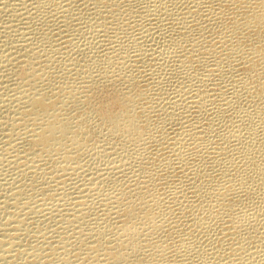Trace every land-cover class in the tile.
Listing matches in <instances>:
<instances>
[{
	"label": "bare ground",
	"instance_id": "obj_1",
	"mask_svg": "<svg viewBox=\"0 0 264 264\" xmlns=\"http://www.w3.org/2000/svg\"><path fill=\"white\" fill-rule=\"evenodd\" d=\"M110 1H113V0H109L108 3ZM121 1H123V0H121ZM126 1L127 0H125L123 3H125ZM148 1H150V0H148ZM164 1L165 2H163V0H154V1L148 2V5H149V3L153 4V2L155 3V5L153 4V6H154L153 8H150V9L149 8L148 9L146 8L147 11H144L145 15H147L148 17L150 16L151 18L153 16H156L157 17V16L160 15L159 13H162L163 14L162 11H165L166 7H170V6L171 7H174L176 5L175 4L174 6L173 5H169L168 6V3H170L168 1H170V0H167V1L164 0ZM187 1L188 0H185V1L184 0L183 1L180 0V2H177V0H176V2L179 3V5L184 4V7L183 8L181 6L180 7L178 6L179 8H182V10H184V11H181V14L178 15V10L180 12V9L178 8L177 9V12H176L177 15L174 16V15H172V12H170V11L176 10L175 7H174L173 10L168 8L170 10L168 12L171 13V14L167 13L168 17L170 15L171 18H172V16H174L175 18H177V16H178V17H181V18H184L185 17V19L186 18L187 19H190L193 16H196L197 17L198 14L201 13V15L203 16V18H205V20H209L210 22L213 21V23L215 22V24H216L215 26L216 27L218 26L217 28H219L218 30L220 31L219 34L217 33L218 38L217 39H214L215 38L214 35H211L214 38L212 37L213 40L211 38V42L209 43L211 45L209 47H208V45H206L207 46L206 50H202V49L205 48L202 45L200 47L198 45L199 48L195 44H193V45L190 44L191 47H190V45H188V47H186V46H184L185 45L184 44L185 42H183L184 45L183 44L181 45L182 42H181L180 37H183L184 40H185V38H187V39H189V37L191 38V36H189L188 34L191 35L192 32H194L195 30H197L198 27H196V28H194V27L199 22V21H197V19L198 20H201V19H199L200 17H197V19L195 20V21H197V23L195 22V25L192 22L195 17H193L191 19V22H188V20H186L187 21V24L188 23L189 24L190 23L193 24V25L190 24L191 26L189 25L190 26L189 28L191 29V33L188 32L189 30H187V32L185 31L186 28L183 27L185 25L182 26L184 30L182 29L183 31H181V32H180L181 27L178 28L179 29L178 30L177 29L178 26H177L176 29H177V31L180 32L177 36H180V37L179 38L178 37L177 38L175 37L176 39L175 38L173 39L175 33H177V32L176 31H173L171 29V28L174 29V27H172V25H171V28L170 27L169 28L173 31L172 32L170 30L172 33H174V35L172 33L170 34V32L168 31L169 36H168V33H165V31H164L167 28L165 29V27L164 26L162 27V25H161V27L164 28V30L161 29L159 31L160 33L159 32L157 33L158 39L162 41L161 43H163L165 41L167 44H165V46H163L164 47L163 50L158 49V50L161 51V52L159 51L160 52V55H159L158 51H156L160 57L156 58V56H155L156 53H154V55L152 53H150L152 56L155 57L154 58V57H152L150 55L152 58H154V60H152V61H154V65L156 63V65H155L156 67L155 68H157V67L162 68V69H160V70H162V74H165L166 75V74H168V73H166V71L163 73L164 66L168 65L169 63L175 62L176 64H178V70L176 69L177 67L175 65H174V67H176V68H174V70L176 69L177 71H179V69H180L181 70L180 72L185 71L186 73H188L190 70L194 71L193 74L194 73L195 74L194 75L192 74L193 77H191V78H195V80H197L196 82L198 84L202 81V79L199 78L202 75L205 77V79L203 78L204 79V83H205V81H209L210 83H212V81L213 82H216L217 80L218 81L219 80L221 81L223 79V72H224L223 71V68H222V66L224 65V63H223L224 60L223 59H226L223 56L224 53H225V56L227 58L228 57L230 58L233 55L234 56L233 57V60L230 58V60H232L233 63L230 60L229 61L231 63L230 62L229 63L230 64H233L232 67H234L236 69V71H237L235 73H240V74H238L239 76L237 77L238 78L237 79L238 82H236V76L235 77L234 76H231V75H233L231 73L234 71L232 68H231L232 70L229 69V71H232L229 75L231 77H234V79H235V81H233L234 80L233 79L232 82H235V84L236 83L238 84L240 82L244 86L243 87V90L245 89V91H246L245 93L246 94L244 93L245 96L243 98H245V97L247 98V96H248L250 99H252L250 101L251 104L249 103L251 105V107L248 105L251 108V110L249 108V109H245V110L241 111V109H240L239 106H237L239 108L238 110L235 109V108H233L234 107L233 106L234 102H236V104L238 102L240 103L241 98H242V95H241V98L239 97L240 94H239V96H236V94H238L237 93L238 91H236V89H235V91H236L235 92L234 90H232L230 88L231 91H232V95L234 94L233 95V100H230V98H229L230 95H229V93L227 91L226 92L228 93L229 97L228 96H226V97H228L229 100L227 98H224L223 97L224 92H225L223 90V88L225 87V85L227 86V84H225L226 82L225 83L224 82H221V83L224 84V87H222L220 84L215 83L214 84V88H213V85L211 84L210 87H212L213 89H211L210 87L207 88V86H205L206 89L204 90L199 85L196 88L194 86V90L196 89L194 91L195 92L194 94H193V91L191 90L192 88H190V90L192 91L191 93L193 94L192 95L193 97L192 96L191 97L189 96V99H190L189 101H188V99H186V98H188V96H186L185 89H183L182 91L185 94L184 96H186V98L184 96H182V93L180 92L181 90H179V92L181 93V95H180V93H175V94L174 93H170V94H172V96L174 94L175 97H178L177 94H179L181 96V98L182 97L185 98L188 102L186 100L184 101L183 98L182 99L180 98L181 99V102H180L178 100L179 98H175L174 96H173L174 99H170L171 100L170 101L171 106L169 107L170 108L169 112L167 110V112L165 113V115H166L165 120H166L167 123H169L171 125V127H173V129L171 128V130H173V131L171 133L172 136H169L168 137V135H170V134H168V131L165 129L166 126L163 127L164 125H162V122L159 123L158 125L157 124L155 125L154 124L155 119H154V122H153V118H155V115H153V114H155V112L157 110H160V109H161L160 111H162L164 109L166 110V107L165 106H167L168 104L166 105L165 103H163L164 100H162L163 102L160 100L158 102H153V103H152V101L148 100L152 96L154 98V95L157 93L156 90L159 91L161 89V86H160V89H159V87L158 88H155L154 87L155 88L154 91H156V93H154L153 90H150V89H153V88H151V86H157L160 81L159 82L157 81L156 82L157 84H154L153 85L154 82L150 80L153 83L151 85L148 84V86H147V83L145 84L144 82H142V83L145 84L146 87H148V89L149 88L150 89L149 90L146 89L147 91H144L143 90L144 92L143 91L142 92H140V91L133 92L132 90L135 87H137L138 85H140V83L137 85V82H139L141 80V78H139L140 80L138 81V78L137 77L134 78V75L130 76L129 74H127V76H126L127 80L125 79V76H124V79L125 80H123V78H122L123 83L126 84V82H127V86H129L127 88V90H124L123 92H120L119 90H116L117 91L116 92L115 91L116 86H115L114 89L111 87L114 90V91L112 90V92L113 93L115 92L113 94L114 96H112V101L113 102L112 101H108L109 99H107V101H106V103L109 102V104H110V102H112L113 103L112 106L116 104L119 107V111H116L115 110V112H112V114L108 113L109 115L107 116V119H105V120H104V117H103V119L100 120L102 122H99V127L98 128H100V129L103 128L104 130L108 131L109 133L112 134V137H113V135L114 136L116 135V137H117V135L119 136V134H121L127 140H128V138L129 139L130 138H136V139L138 138L139 141H140V142L137 141V143L139 144L138 146L141 147L140 146V143H141L142 146H145V148H148L146 146H150L149 147V150L150 151L153 150L154 149L153 147L156 146L155 148H157L156 150H158V151L155 152V153H157L158 155H157V157L155 155H153L155 157V158L153 157V159L150 158V157H152L151 156V153L154 154L153 153L154 150L152 152H150V151H146L144 149V147H142L144 150L140 152V154L143 153L144 151H146L147 153L149 152L150 157L146 156V159H149L150 158V160H153V161L149 162L148 164L156 165V167L158 168L157 171H155V173L148 172V174L144 175V176H148L147 179L145 177V179L147 181L144 179V184H146L144 188L146 189L148 187L149 183H151V182L154 183V182H158V181H164V179H165L166 176H168V179H170V176H171V178H173V176H174V177L177 178V180L175 181L173 179L174 181H172V184L170 182V184L173 185L175 182H177L175 184L176 186L173 185L174 187H176L174 189L175 192H172L173 194L174 193H176V194L175 195L170 194L169 192H170V189L171 188L169 189L168 186H171V185L170 184L167 185V187H168L167 190H169V192H168L169 194L167 196H169V195L170 196H174V197H171V199H170V201L171 200L172 201L171 202L168 201V202H170V204H171L173 202V200H174V203H175V201H180L181 200L182 203H184V202L190 203L189 205H190V208L191 209L188 208V206H186L188 209H185L184 204L183 205L180 204L181 205L180 206L181 208L178 205L179 208H178V211L176 213L177 214L176 220H174V222L172 224L173 227H175L177 229L179 228L180 232L184 236V239L186 237L187 240L190 241L189 245H184L185 243L183 242L182 244L180 243L179 246H176L175 245L176 248L174 246L172 247L173 244H177L178 243V240H177L178 237H177V239H175V241L177 240V242L174 241L175 243L172 242V245L170 244L171 245V247H170L171 249L172 248H175V250L173 249V251H172L171 249H167L164 244L162 245V244L157 243V242H153L155 244H153V243L151 244V242H150V246H149V249L148 250L151 249L155 253L153 254V256H151V255H148V256H151V257L156 256L154 258H157V259L160 258L159 260H162V259L166 258V256L171 255L173 253L171 255L172 258L176 257V259H177L179 257L181 259L180 261H182L181 264H194L193 261L195 260V257H198V258L200 257L199 258L200 264H207L208 261L210 262L211 260H213V263L212 264H264V0H208V1L206 0L207 2H203V3H201L202 2L201 0H197V2L195 0H193V1H190L189 0V3L192 4V6H190V8L188 6L191 5V4H189ZM40 2H42V1H40ZM114 2H115V0H114ZM135 2L137 3L136 0H135ZM142 2H143V0L140 3L142 4ZM146 2H147V0H146ZM172 2H173V0H172ZM23 3H25V2H23ZM110 3H111V8L112 9L113 8L116 9L117 6L119 8V5L121 4L120 3L118 5V3H113V2H110ZM123 3L121 5H123ZM126 3H128V1ZM126 3L124 5H127ZM140 3H137V6ZM187 3L189 4L188 6H187ZM43 4H44V2H43ZM129 4L132 5V2L130 1ZM173 4H174V2H173ZM203 5H205L207 7V9H204L206 7H203L202 8ZM40 6H42V4ZM146 6H147V4H146ZM149 6H147V7H149ZM107 7L109 8V6H107ZM5 8H7V7H5ZM37 9H39V12L41 11V13H42V11H43L42 9H44V7L43 8H41V7L40 8H36V10ZM142 9H143V7H142ZM142 9H140L141 10L140 13H141L142 16H145L144 14H142ZM168 9H166V11ZM0 10H1V8H0ZM132 10H134V9H132ZM120 11H121V9H120ZM131 13H134V11L133 12L131 11ZM129 14H130V12H129ZM162 14H161V16H162ZM165 14L163 15V17L165 16ZM13 15H11V16H13ZM133 15H135V14H133ZM167 15L165 17H167ZM137 17H139V16H137ZM146 17H145V19H146ZM150 17H149V19H150ZM156 17H154V19ZM97 18H99V17H97ZM159 18H160V16H159ZM175 18H173L172 21L168 19L170 22H173V23L167 22L168 20H166V21L163 20L165 22V26H166L167 23H168L167 25H169V26H170V24L175 25L174 24V23H176ZM181 18H179L180 19L179 22H182L181 24L186 23V22H183L184 20L181 21ZM179 19H177V21ZM174 20H175V22H174ZM134 21H135V19H134ZM203 21H204V19H203ZM203 21L201 20V23ZM209 21H208V23H210ZM66 22L67 21H65V23ZM131 22H132V20H131ZM152 22H153V19H152ZM204 23L206 24V22H204ZM204 23H203L202 26H204ZM213 23H211L209 26H211ZM110 24H112V23H110ZM160 24H162V23L160 22ZM123 25H125V24H123ZM137 25H139V24H137ZM197 25L200 26L201 24H197ZM206 26L204 27V30H202L203 29L202 27H201L202 29L201 28L199 29V30H202L203 31V32L201 31L202 34H204V31L207 30V29H208L207 31H210V28L211 27H208L207 26V28H206ZM213 26H214V24L212 25V27ZM186 27H187V25H186ZM216 27L215 28H212V29H215L216 30ZM142 29H143V27H142ZM153 29H155V28H153ZM193 29H195V30L192 31ZM146 30L149 32L148 28ZM147 31H145L146 33H143L144 31L141 32V41H142V37L143 36L144 37H147V36H145V34L148 35ZM151 31H152V29H151ZM138 32L140 33V31H138ZM24 33H22V34L24 35ZM142 33L144 35H142ZM22 34H21V36H22ZM195 34H198V33L195 31ZM195 34L193 33L192 35H195ZM200 34L201 33L199 32L198 35H195L196 36L195 38H197V36H199ZM212 34H213V32H212ZM154 35H155V33H154ZM171 35H173V36L171 37ZM205 35H206V33H205ZM26 36H28V35H26ZM139 36H140V34H139ZM202 37L204 38L205 36L203 35ZM207 37L209 38V36H207ZM152 38H153V34H152ZM19 39H20V37H19ZM19 39H17V40H19ZM23 39H22V41H24ZM163 39H164V41H163ZM187 39L185 41H187ZM191 39H194V37L191 38ZM199 39H200V37H198V40ZM10 40H11V38H10ZM184 40H182V41H184ZM154 41H155V39H154ZM193 41L195 42L196 39H194ZM193 41L191 40V41L187 42V44L190 43V42H193ZM200 41L199 42L196 41L195 43L198 42V44H200V43L203 44L205 40L202 41L203 43L200 42ZM208 41H210V39L207 40L205 43H207ZM19 42H20V40H19ZM16 43H17V45L19 44L18 41ZM24 44L27 45L28 43L26 44V42H25ZM23 45H22V47H23ZM4 46L5 45H3L2 47H4ZM14 46L11 47V48H9V47L8 48L7 47L6 48H2L3 50L6 51V53L4 52L3 55L0 54L1 56H3V60H5V61H3L1 59L2 62L3 63L6 62L5 64H8V62L10 61L9 62V64H10L13 58H14V60L15 59H19V58H22V61H23V59H24V61L27 60V66L28 67L27 66H23V67H25L28 70H30V72H27V75L30 74L29 75L30 77H32L31 75L34 76V74H35V71L34 70L35 69L39 70L38 69L39 68L38 67V64L39 63H37L36 61H37V59H39V57H41L40 56L41 52H39V50L37 52L35 50V48H33V47H32V49H30L31 47L29 48L28 45H27L24 48H29L30 50L27 49L28 52H25L26 50L25 51L22 50L24 52L23 53V52H20L21 51L20 49H18L19 51H17V47L16 46L14 47ZM201 47H203V48H201ZM144 48H145V46H144ZM198 49H200V50H198ZM0 50H1V48H0ZM216 50H220L219 52H221L223 54L222 55L223 56L222 59L220 57L221 55H219L220 58L218 56H216V58L218 57L217 61L219 60V63L220 64H218V62L215 60L216 59L215 57L211 56V55H213V51H215L214 53H216ZM152 52H154V51H152ZM219 52H217V54H221ZM139 54L140 55L137 54V56H135V54H134V56H135V60L134 61L135 62L138 61V58L142 57L141 56V52ZM217 54H215V55H217ZM42 56H44L43 53H42ZM205 56H207V57L210 56V57H209V59H207V57H205ZM108 58H110V57H108ZM127 58H125V59H127ZM210 58H213V59L215 58L214 59L215 62L213 63V61H211ZM47 60L50 62L52 60V57L49 58V59L46 58L45 61H44V62H46V64H49V62L47 63ZM140 60H141V58H140ZM208 60H209L210 63L212 62V64H209V66H208V63H209ZM16 61H18V60H16ZM18 62H16V63H18ZM109 62L111 63V61H109ZM135 62H134V65H136ZM143 63H147V62H143ZM222 63H223V65H222ZM148 64H151V63L148 62ZM227 64H228V59H227ZM12 65H17V64H14L13 63ZM111 65H114V64L111 63ZM134 65H132V66L134 67ZM157 65H159V66H157ZM220 65H222V66H220ZM140 66H142V65H140ZM36 67H38V68H36ZM94 67H95V65H94ZM107 67H110V65L107 66ZM167 67H168V69L170 68V66H166V68H165L166 70H167ZM230 67H231V65H230ZM104 69H103V71H104ZM171 69L173 70V67H171L170 70ZM224 69L225 70H228V67H227V69L226 68H224ZM31 70L34 71V72H32V74H31ZM86 70H87V68H86ZM99 70H101V69H99ZM170 70H168V71H170ZM12 71H14V70H12ZM44 71H45V69H44ZM82 71H81V73H82ZM106 71H107V68H106ZM192 71H190V73H192ZM172 72L174 74V71H172ZM203 72L205 74H202ZM14 73H16V72H14ZM71 73L69 72V74H71ZM117 73H118V71H117ZM149 73H151V72H149ZM186 73H184V74H186ZM8 74H11V73L9 72ZM41 74H44V72L41 73ZM41 74H39V75H41ZM65 74H67V73H65ZM79 74H76V75H79ZM86 74H88L89 76H87ZM86 74H85V80L82 81V82L88 84L89 86L90 85L91 86L92 85H96V83L98 85V82H97V80H96V78H95L94 75H93L94 76V78H93L92 74H91V77H90V74L89 73H86ZM162 74L160 76H163ZM224 74H226V73L224 72ZM39 75H38V78L40 79V81L42 80L41 81V84L44 81L43 83H45V87L44 86H43V88L40 87L41 86L39 84L40 81L39 80L38 81H35V80H37L35 78V76L32 77V78H28V82L31 79V81L29 82V85L31 84L30 87H31L32 90L29 89L30 91H25V92L21 93V95L18 96L17 99H16L18 102L21 103L23 109H25V111H27V114L30 116L29 119L32 120V121H30L31 122V129L30 130H31L32 140L29 141V143H30V146L29 147L33 150V147L36 146V148H37V145L38 146L39 145H42V146H44V149H42V150H45V151H47L49 153H51V152L54 153V151L59 150V151H57L59 153L58 155H60V154L62 155L63 154V155H68V157H70L69 155H72V154H64L65 152L66 153H70V152H68L67 149H66L67 151H64L63 150V149L66 148V146H69V148L71 147L72 148L71 151L74 148H75V150L77 149L76 151H82L85 148H86L85 150L88 151L91 148V146H90L89 143H91V141L92 142H95L93 140L95 139L94 137L97 135L95 133L97 128L95 129V127L92 126V125H95V124H92L93 123L92 122V118L90 119V116L87 115V114L82 115L81 112L82 113H84V112L89 113L88 112V109L85 110V108H86L85 106L87 104L85 103L86 105L83 106L84 105V101L86 99H89L90 98V96H91L90 94L93 95V94H96V92L95 93H92L94 91H92L91 93L90 92H87V94L89 93L88 95H90L89 98L88 97H84V96H88V95H85V93H86L85 92L84 95L82 96L84 98L82 99V97L80 96V98L82 99V100H80V98L78 96H79V93H81L82 91H80L81 89L79 87H76V86H71V87L70 86H68V87H66V86L63 87L62 86V87H60L61 85H59V84L57 85L58 86L57 87V86H55L56 84L54 85V83H52L53 81L50 78V76L47 77V74H46V79H45V77H44L45 74H44V76L41 75L40 77H39ZM154 75H155V73H154ZM170 75H172V73H170L169 76ZM182 75H183L182 73L181 74L179 73V75H177V76L180 77ZM83 76H84V74H83ZM86 76H87V78H86ZM139 77H141V75ZM144 77H142V79ZM184 77L186 78V76H184ZM229 77H228V79H229ZM185 78H184V80L183 79H180V81L181 80L185 81ZM211 78H216L217 80L216 81H214V79L210 80ZM224 78H225V80H227L226 77H224ZM163 79L161 81H163ZM165 79H167V78H165ZM173 79L174 80H177V78L176 79L173 78ZM114 80H116V77L114 78ZM169 80H170V78L168 79V81ZM171 80H172V78H171ZM9 81H11V80H9ZM119 81H121V78H120ZM147 81L145 80V82H147ZM164 81L167 82V80H164ZM68 82L69 81H67V83ZM99 82H101V81H99ZM107 82H109V81H107ZM151 82H148V83H151ZM166 82L165 83L163 82V83L166 85ZM189 82L190 81L188 80L187 83L189 84ZM193 82H190V84L193 83ZM32 83H34V84L37 83V86L35 85V87L33 86L34 88H32V85H34ZM62 83L64 84V82H62ZM112 83H114V82H112ZM174 83L175 82H173L171 84H174ZM197 83L194 82L193 84L195 85ZM23 84H24V82H23ZM144 84H143V86H144ZM161 84H162V82H161ZM164 84H162V86ZM193 84H191V85H193ZM205 84L207 85V83H205ZM228 84H229V82H228ZM230 84H231V79H230ZM26 85H27V87H25V89L28 88V86H29L28 83ZM101 85L104 86L103 89H101L102 87L101 88L100 87L95 88L96 86L92 87V89L93 88H94L93 90L99 89L100 92L102 91L103 93H105L104 92L105 90L107 91L110 86H113V85H111V83H109L107 85H105V83H104V85L103 84H101ZM114 85H116V84H114ZM182 85L183 86L185 85V88H186V84H183V82H181V86ZM202 85H204V84L202 83ZM231 85H233V84H231ZM140 86H142V84ZM174 86L177 87L178 85H174ZM181 86H180V88H181ZM228 86L230 87V85H228ZM236 86L237 85H235V88H238ZM80 87L82 88V86H80ZM176 87H174V89ZM189 87H190V85H189ZM189 87L187 86L186 89H188ZM239 87H242V86L239 85ZM164 88H167V87H165V86L162 87L163 91H164ZM177 88L175 90H178ZM182 88H184V87H182ZM209 88L211 90H208V92H207V89H209ZM122 89H123V87H122ZM174 89H172V90H174ZM227 89L228 88L226 87V90ZM67 90L70 91V92L68 93ZM83 90H86V89H83ZM64 91L66 92V94L68 93V97H70V100L73 99L72 97H74V99H75L76 98L75 96H77L79 98V99L76 98V101L77 102L84 100L82 102L83 105H81L80 103H78L79 105H81L80 108L83 109L85 107L83 109V111H79L80 110V109L78 110L79 107H75V108H77V110L79 112L77 110H75L74 108L71 109L75 105L74 103L76 101L73 103L74 105H72V106H71V104L70 105H67L69 103L68 102L67 103L65 102V98H67V96L65 95V92ZM90 91H91V88H90ZM110 91H111V89H110ZM151 91H153L154 95H153V93H150ZM163 91H161V92H163ZM210 91H211V94L209 93ZM233 91H234V93H233ZM97 92H98L97 95H94V97L95 96H98V94L100 93L99 91H97ZM107 92H109V91H107ZM165 92L166 91H164V93ZM62 93H64V95L66 96L65 98L63 97L64 95H62ZM110 93L111 92H109V94L108 93L107 94L110 95ZM158 93H160V92H158ZM164 93H163L162 96L159 95L161 97L160 99H162V97L166 95V93L165 94ZM188 93H187V95H188ZM151 94H152V96H151ZM148 95H150L151 97L150 96L147 97ZM169 95H168V97H169ZM60 96H62L61 99L62 98L64 99V100L62 99L61 103H60V100H61L60 99ZM105 96H107V95H105ZM94 97H91V99L94 98ZM103 97H104V95L101 98H103ZM156 97H158V95ZM91 99H89V100H91ZM105 99H106V97H105ZM164 99H165V97H164ZM166 99H167V97H166ZM66 100L68 101V99H66ZM155 100H159V97L156 98ZM155 100H153V101H155ZM244 100H245V102L248 101L246 99H244ZM69 102H72V101H69ZM89 102L90 101H88V104H89ZM182 102L183 103L184 102H187L188 105L191 104L190 105L191 107L194 106L195 112L193 113V115L196 113L195 114L196 116L194 115L195 117L193 119L190 118L191 116L189 117V115H190L189 113L191 112L190 111V109H191L190 106L187 107V108H190V109L186 113H182V114H179V112H178V114L175 113L177 110H179V109L182 108L181 107ZM241 102L243 103V101H241ZM159 103H160V107L157 108L156 106L159 105ZM166 103H167V101H166ZM187 103H185V104H187ZM19 104H18V107H17L18 109L21 107V106H19ZM163 104H165V106H164L165 108L163 107ZM246 104H248V103H246ZM65 105H67V106H65ZM90 106H92V104ZM243 106H245V105H243ZM22 107H21V109H22ZM179 107H181V108H179ZM87 108H88V106H87ZM230 108L233 109L234 110V113H236V114L235 115H231L230 117L228 116V118H227L226 117V113H227V110L229 111ZM70 109H71V111H70ZM92 109H93V107H92ZM73 110H75V111H73ZM183 110H187V109H182V111ZM239 110L242 113H240ZM192 111H194V110H192ZM225 111H226V113H225ZM74 112H76V113L74 114ZM71 113H73V114H71ZM93 113H95V111H93ZM234 113H232V114H234ZM98 114H99V110H97V117H98ZM184 114H186V115H184ZM61 115H64V116L62 117ZM86 115L89 116V118H87ZM94 115L96 116V113ZM99 115L101 116V114H99ZM160 115H162V114H160ZM160 115H159V117L157 115V118H160ZM162 116H164V112H163V115ZM220 116H221V118H223V120H221ZM159 121H160V119H159ZM170 125H169V127H170ZM27 127H30L29 122L27 124ZM167 129H169V128L167 127ZM169 131H170V129H169ZM99 132H100V130H99ZM25 133H27V132H25ZM97 133H98V131H97ZM104 134L105 135H103V136H107L106 133H104ZM111 134H110V136H111ZM107 137H109V136H107ZM92 147H93V145H92ZM151 147L153 149H151ZM142 148H141V150H142ZM61 150L64 151V152L62 153ZM75 150H73V151H75ZM34 152H37V150L34 151ZM146 152H145V155L147 154ZM75 153H78V152H75ZM52 154H50V156H49L50 158L53 156ZM58 155L56 157H58ZM60 157L62 158V156H60ZM45 158H48V157H46V155H45ZM58 158H56V159H58ZM65 158H66V156H65ZM65 158L63 160H66ZM144 159H145V157H144ZM49 160H51V159H49ZM137 160H139V159H137ZM141 160L142 159H140V162H141ZM67 161H64V162H67ZM153 163H155V164H153ZM148 164H146V165H148ZM143 166H145V163L143 164ZM138 167H140V166H138ZM143 171H146V170L144 169ZM148 171H150V170H148ZM22 176H23V174H22ZM156 178H158L159 180L158 181H155ZM23 179H25V177H23ZM142 179L143 178H141V181H142ZM19 182H21V181H19ZM165 183H164V185L166 187V184ZM137 184L138 183L134 184V185H136V186H134L135 189L137 188V186H140L141 187L143 183H140L141 185H139V184L137 185ZM155 184H157V183H154L153 187L156 186ZM159 184H157V187H158ZM159 187H160V185H159ZM134 188H133V190H134ZM151 188L149 187V189L147 188V190L149 191ZM162 188L163 187L161 186V189ZM140 189L143 190L142 188H140ZM154 189H155V187H154ZM138 190H139V188H138ZM151 190H153V189H151ZM155 190H157V188ZM178 190H179V192H178ZM79 191H80V189H79ZM159 191H162V190L159 189ZM166 191H163L164 194L167 193ZM17 193H19V192H17ZM156 193H157V191H155L154 194H156ZM120 194H121V192H120ZM126 194H127V192H126ZM5 196H6V194H5ZM129 196L131 197L130 194H129ZM170 196H169V198H170ZM152 197H151L152 198L151 201H147V200H144L142 198L140 199L142 201L144 200L143 202L147 201V203L146 202L145 203L142 202V204H141V214H138V215H141V216L144 214V213H142V209H143V211H147V212H145L147 215L145 216V214H144V217L145 218L147 217L146 219L149 220L150 226H149V223H148V225L144 224V223H147L148 222V221L145 222L144 221L145 220L144 218H142L143 219L142 221L140 219H138V217H141V216H138L136 214V213L140 212V211L136 212L137 211L136 208H137L138 204L140 203V201H137V198H136V200H134V201L135 202L137 201V203L139 202L137 204V203H134L131 200L130 201L129 200L127 201L128 197L127 198H124V199H126L125 200V203L127 202V205L123 204L124 205L123 210H121L122 209L121 208L120 210H116L115 213L113 211L112 212V215H111V216H113V213H114L115 214L114 216H116L114 218H117L118 219L117 221L120 224L119 226L117 225L118 226L117 227L118 229L116 228L117 229V232L115 233L116 234V236H115L116 239L115 238L112 239L113 242H108L107 243L106 241L104 242V239H101V238H103V236L101 237V234H102L101 232L105 228V227L103 228V226H102L103 230L100 233H99L100 230L97 228V230H99V231H97L98 232L97 235H93V233H94L93 230L94 229L93 230H88L89 233L85 234L88 231L84 232L82 230V227L84 228V226H82V224H81L82 222L81 221H83V220H81L80 221L81 223L79 222L81 224V226H82L80 230H82L84 233L81 231L82 234L81 233L79 234V232L76 231V232H78L79 240H81L80 237L83 238V236L85 237L87 235L89 237L87 236L85 240H87V238H89L91 240H89V242H87V241L85 242V240H81L82 242L80 241L81 242L79 244L80 247L81 246H84V245L86 246V249L84 248V252H82L83 250L81 249L82 250L81 251L82 253L81 254L79 253L80 255H82V257H84L83 259H82L81 256H80L81 258H78V260L79 259L80 260L81 259L83 260V261L81 260L82 262L80 261V264H100L99 261H101L102 258H104L105 260L103 259V261L104 262L106 261V263H108V264H125V263H128L129 262L128 260H132V262H133V259L134 258L133 259H130L131 257H139V256H141V253L144 255V252H145V251L144 252H141L142 249L146 247V246L143 247V245L146 244V242L144 244H141V242H143V241H141L142 239H140L142 234H143L142 236H144V235H147L148 232H149L150 235L156 233L157 236H158V233H160L159 230L161 232H163V235L165 233L164 232L165 229H166V232H169V230H172L173 228L170 229L171 228L170 227V224L171 223L170 222H169V224H165V223L167 222L166 219H168L169 215H170V217L172 216L171 213H174L173 215H175V211L177 209L174 208V207H176V203L174 204V206L172 205V207H171L170 204L167 203V200H169V198L168 199L166 198L167 199L166 202H164L165 200L163 201L164 204L162 203L161 206L162 205H166L165 203H167V206H170V208L168 210L171 211L170 213L166 212L168 214L165 213V215H166L167 218L165 217L166 219H163L164 220V222H163V220L160 219L161 218L160 216H162L164 218L165 215H161L162 212L160 213L158 211V208L160 207V208L163 209V207H165V206H162L161 207L160 205H158V203H159V200L157 199L158 197H155L156 200L154 199V195ZM162 200H161V202H162ZM92 202L93 201H91V203ZM122 202L124 203V201H122ZM122 202L119 201V203H121L120 205H122ZM136 204H137V206H136ZM185 205H188V204H185ZM119 206H118V209H119ZM122 206H120V207H122ZM125 206H126V208H125ZM138 207H139L138 209H140V206H138ZM87 208H88V206H87ZM167 208H164L165 209L164 212L166 211ZM193 208H194L195 211L192 210ZM150 209H152V211ZM162 209H160V211ZM75 210H77V209H75ZM190 211H191V214H190ZM193 211L196 212V213H194ZM83 212H84V210H83ZM87 212H88V210H87ZM188 212H189V216L187 215ZM192 212H193V214H192ZM108 213H110V212H108ZM134 214H136L138 216V217H136V216L135 217L138 220H140V221H138L137 219H136L137 221L136 220H133V219H135V217H133ZM81 215H82V213L79 214V217ZM37 216H38V214H37ZM72 216H74L73 217L74 219H72L71 224L72 223H74V224L75 223H78V221L80 220V218L78 216H76V215H72ZM111 216L109 214V217H111ZM82 217L84 219L86 218L84 216H82ZM174 217L175 216H173L172 218H174ZM181 218L182 219L184 218V220H182ZM158 220H160V221H158ZM169 220H171V219H169ZM67 221H69V219ZM137 222L138 223L139 222H141V223L143 222V225H146V227L148 226V228H145V229L143 228L142 229L141 226L139 227V224ZM71 224H70V226H71ZM75 226H77V225L75 224ZM97 226H98V224H97ZM109 226H111V225H109ZM67 228L69 229V227H67ZM73 229L76 230L77 228H73ZM147 229H149L148 232H147V234H144V232L147 231ZM75 230H73V231H75ZM142 231H144V232L142 233ZM172 231H170V232H172ZM175 231H177V230H175ZM175 231H173V232H175ZM76 232H75V234H76ZM178 232H175V233H178ZM175 233H174V236H172L173 237V240H174V237L177 236V235H175ZM39 234H42V233H39ZM67 234L69 235V234H71V232L70 233H67ZM166 234H168V233H166ZM64 235H65V233H63V237H64ZM148 235L146 237H148ZM150 235H149V237H151ZM163 235L160 236V234H159L158 238L160 237V239H161V237H163ZM170 235H172V234H170ZM201 236H202V240L204 239L205 244L208 243V242H210L209 247H210V245L212 243L211 241H214L213 243H215L214 244L215 246L212 245V248H210L209 250L206 249L207 252H204L205 250H203V251L201 250L204 253V255H205L204 258H203L202 252L198 250L199 248H197V244L198 243L201 244L203 242V241H200V242L198 241L199 237L201 239ZM164 237H163V241L166 242L167 240H164V239H166ZM167 237H169V236H167ZM39 238H41V237H39ZM158 238H156V240H158ZM180 238H182L181 241H183V237H180ZM67 239H69V238H67ZM74 239H77V237L74 238ZM167 239L169 240V238H167ZM171 240H172V238H171ZM171 240H169V241H171ZM46 241H47V239H46ZM46 241H44V242H46ZM147 241H149V240H147ZM61 242H62V240H61ZM36 243H38V242H36ZM62 243H64V242H62ZM68 244H70V243L68 242ZM112 244H114V245H112ZM166 244H168V243L166 242ZM147 245H149V244H147ZM202 245L199 246V247H202V248L205 247L206 248V245L205 246H204V244H202ZM39 246H40V244H39ZM39 246L37 248L36 247H34V248L38 249ZM48 246H50V245H48ZM51 246H52V244H51ZM42 248H44V247H42ZM51 250H53V249H51ZM74 250H75V248H74ZM151 250L149 251L150 253L152 252ZM168 250H171L172 253L169 254L167 252ZM36 252H35V254H36ZM70 252H72V251H70ZM40 253H41V251H40ZM167 253H168V255H167ZM65 255H66V253H65ZM53 256H55V255H53ZM32 257H35V256H32ZM35 258H37V256ZM47 258L48 257H46V259ZM154 258L151 259V261L149 259V261L151 262L150 264H154V262L157 260V259H154ZM207 259H209V260H207ZM61 260H62V258H61ZM71 260L73 261V259H71ZM71 260H70V262L72 264V261ZM135 260H136V258H135ZM173 260H175V259H173ZM196 260H197V258H196ZM65 261L68 262V260H65ZM149 261L147 260V262H149ZM170 261H171V264H172L173 263L172 260H170ZM59 262H61V261L59 260ZM66 262H62V263L63 264H66ZM70 262H68V263L70 264ZM104 262H103V264H106ZM132 262H130V264ZM174 262L178 263L179 261L177 259ZM197 262L199 264V261H197ZM76 263H78V261ZM76 263H74V264H76ZM137 263L138 264L139 263L142 264L139 261ZM101 264H102V262H101ZM173 264H175V263H173ZM178 264H180V263H178ZM208 264H210V263H208Z\"/></svg>",
	"mask_w": 264,
	"mask_h": 264
},
{
	"label": "rangeland",
	"instance_id": "obj_2",
	"mask_svg": "<svg viewBox=\"0 0 264 264\" xmlns=\"http://www.w3.org/2000/svg\"><path fill=\"white\" fill-rule=\"evenodd\" d=\"M7 1V2H6ZM40 1H42V2H40ZM108 1L109 0H0V8H1V10H0V48H1V50H0V54L1 55H3L4 54V52L6 53V51L5 50H3L2 48H11V47H13L15 44V46L17 47V51H19L18 49H20L21 51L20 52H23V51H25V52H28L27 51V49L28 50H30V49H32V47L33 48H35V50L38 52V50H39V52H41V54H40V56L41 57H39V59H37V63H39L38 64V67H36V68H38L39 70H37V69H35L34 71H35V74H34V76H35V78L37 79V80H35V81H40V79L38 78V75L39 74H41V73H43L44 72V74H45V76H44V74H41V75H43L44 77H45V79H46V74H47V77L48 76H50V78L52 79V83H54V85L55 86H57L58 84L59 85H61L60 87H68V86H76V87H79L81 90L80 91H82L81 93H79V98H80V96L82 97L83 95H84V93H85V95H88L87 94V92H92V91H94V92H92V93H95L96 92V94H90V95H88V96H84V97H88L89 98V96H90V98L89 99H91V97H94V95H97V91H99L100 92V90L99 89H97V90H93L92 89V87H94V86H96L97 85V83H96V85H88V84H86V83H84V82H82V81H84L85 80V74L86 73H89L90 74V77H91V74H92V76L94 75L95 76V78H96V80H97V82H98V85L95 87V88H98V87H102L101 89H103L104 88V86H102L101 84H103L104 85V83H105V85H107V84H109V83H111V85H113V86H110L109 88H108V90L107 91H109V92H111L110 93V95H108L109 94V92H107L106 90L104 91L105 93H103L102 91L98 94V96H95L94 98H92L91 100H89V99H86L85 101H84V105H83V101H79V102H77L76 101V98L77 99H79L77 96H75L76 98L74 99V97H72L73 99H71L70 100V97H68V93L70 92V91H68L67 90V94H66V92H65V95L67 96V98H65L66 96L64 95V93H62V95H64L63 97L65 98V102L67 103H69V104H67V105H70L71 104V106L72 105H74L71 109H75V110H77V108H75V107H79L78 108V110L79 111H83V109L85 108V110L86 109H88V112L89 113H87V112H84V113H82L81 112V114L82 115H84V114H87V115H89L90 116V119L92 118V124H95V125H92V126H94L95 127V129H96V136L94 137L95 139L93 140V141H95V142H92L91 141V143H89L90 144V146H91V148L88 150V151H86L85 149H83L82 151H76L75 150V148L73 149V150H75V151H71V147L69 148V146H66V148L65 149H63L64 151H67L68 150V152H70V153H64V154H72V155H69L70 157H68V155H58L59 153L57 152V151H59V150H57V151H54V153L53 152H51V153H49V152H47V151H45V150H42V149H44V146H42V145H37V148H36V146L35 147H33V150L29 147L30 146V143H29V141H31L32 140V136H31V122L30 121H32V120H30L29 119V115L27 114V111H25V109H23V107H22V105H21V103L20 102H18L16 99H17V97L18 96H20L21 95V93H23V92H25V91H30V90H32L31 89V87H30V85H29V82L31 81V79L29 80V82H28V78H32V77H34L33 75H31L32 77H30L29 75H27V72H30V70H28L27 68H25V67H23V66H27V60L26 61H24V59H23V61H22V58H19V59H15L14 60V58L12 59V61H11V63L13 62L14 64H17V65H12L11 63L9 64V62H8V64H5L6 62H2V60H3V56H1L0 57V264H63L62 262H66L65 260H68V262H70V260L71 259H73V261H72V264H74V263H76L77 261H78V263L80 264V261L84 258V257H82V255H80L82 252H84V248L86 249V246L84 245V246H81L80 247V243L82 242L81 240H85L86 239V237L88 236H83V238L82 237H80V239L81 240H79V236H78V232H79V234L81 233L82 234V232L84 231V232H86V231H88V230H93V232L95 233H93V235H97L98 234V232L97 231H99V233L103 230V228H104V230L101 232L102 234H101V237L103 236V238H101V239H104V242L106 241L107 243L108 242H113V240L112 239H116V232H117V227L120 225L119 223H118V219L117 218H114V217H116V216H114L115 214V211L116 210H120L121 208V210H123V208H124V205L123 204H125V205H127V202L125 203V200L126 199H124V198H127L128 197V199H127V201L129 200H131V201H133L134 203H137V201H140V205L138 204V206H140V209H138L139 207L137 206V204H136V206H137V211L136 212H138V211H140V212H138V213H136L137 215L138 214H141V204H142V202L144 201V200H147V201H151L152 200V196L154 195V199L156 200V198L155 197H158L157 199L159 200V203H158V205H160L161 206V204L163 203L164 204V202H166V200L169 198V196H167L169 193L170 194H173L172 192H175L174 191V189L176 188V187H174V186H176L175 184L177 183V182H175L173 185H171L172 184V181H176L177 180V178L176 177H174L173 176V178H171V176H170V179H168V176H166L165 177V179H164V181H158L159 179L158 178H156V180L155 181H158V182H154V183H157V184H159L160 182V187H159V185H158V187H157V184H155L156 186H154L155 187V189L157 188V190H155L154 189V187H153V185H154V183L153 182H151V183H149V185H148V189H149V187L151 188V189H153V190H147V188L145 189L144 187H145V185L146 184H144V179H145V177H146V179H147V177L148 176H144V175H146V174H148V172H150V173H155V171H157V167H156V165H152V164H148L149 162H151V161H153V160H150V158H152L153 159V155H155L156 157H157V153H155V152H157L158 150H156L157 148H155V147H151V149H153L154 150V154H152L151 153V156L152 157H150V154H149V152L147 153L146 151H150L149 150V147L150 146H146V147H148V148H145V146H142L141 145V143H140V146L141 147H139L138 145V143H137V141H139V139L137 138H128V140L125 138V137H123L121 134H119V136L117 135V137H116V135L114 136L113 135V137H112V134L111 133H109L108 131H106V130H104L103 128H98L99 127V122H102V121H100V120H102L103 119V117H104V120L105 119H107V116L109 115L108 113H110V114H112V112H115V110L116 111H119V107L115 104V105H113L112 106V96H114L113 94L115 93H113L112 92V90L115 88V86H116V88H115V91L116 90H119L120 92H123L124 90H127V88L129 87V86H127V82H126V84L125 83H123V80H127V78H126V76H127V74H129L130 76H132V75H134V78L135 77H137L138 78V81L140 80L139 78H141V80L139 81V82H137V85L140 83V85L142 84V86H140V85H138L137 87H135L132 91L133 92H138V91H140V92H142L143 90L144 91H147L146 89H148V87H146L145 86V84L147 83V86H148V84L149 85H151L153 82V85L154 84H157L156 82L158 81H160L159 82V84L157 85V86H151V88H153V89H150V90H153L154 91V89L155 88H158L159 87V89H160V86H161V89H162V87H167V88H164V91H166L165 93H166V95L165 96H163L162 97V99H160L161 97L160 96H162L163 95V93H164V91H163V89L161 90H156L157 91V93H156V91H154V93H156L155 95H154V93H153V91H151L150 93H153V95H154V98L158 95V97H159V100H155L156 98H158V97H156L155 99L153 98V96H152V94H151V96L150 95H148L147 97H151V98H149L148 100H150V101H152V103L153 102H158V101H162V100H164V102L163 103H165L167 106H165V104H163V107L165 106L166 107V110L164 109V110H162V111H160V110H157L156 112H155V114H153V115H155V118H153V122H154V119H155V122H154V124L156 125H158L159 123H161L162 122V125H164L163 127H165L166 126V130L168 131V134H170V135H168V137L169 136H172V131L173 130H171V128L173 129V127H171V125L169 124V123H167L166 122V120H165V118H166V115H165V113L167 112V110H168V112H169V110H170V106H171V104H170V99H174V97H175V93H182V96H184L185 94L183 93V89H185V93H186V96H188V98H186V96H184L186 99H188V101L190 100L189 99V96L191 97L195 92V90H194V86H195V88L196 87H198V85L199 86H201L202 87V89H206L205 88V86H207V88L208 87H210V85L212 84L213 85V88H214V84L215 83H217V84H220L222 87H224V84L223 83H221V82H226L225 84H227V86L225 85V87L223 88V90L226 92H228L229 93V95H230V97H229V95H228V93L226 92H224V95H223V97L224 98H227L228 100H229V98H230V100H233V95H232V91H231V89L232 90H234L235 91V89H236V91H238L237 93L238 94H236V96H239V94H240V98H241V95H242V98H241V101H243V103L240 101V103L238 102L237 104H236V102H234V104H233V108H235V109H239L237 106H239L240 107V109H241V111H243V110H245V109H249L250 107H251V100L252 99H250L247 95V98L245 97V98H243L245 95H244V93L246 92L245 91V89L243 90V85L240 83H236L235 84V82H232V80L234 79V77L236 76V82H238L237 81V77L239 76L238 74H240V73H235V72H237L236 71V69L234 68V67H232L233 66V64H230L231 62L230 61H232L233 60V55L230 57L232 60H230V58L228 57H226L225 56V53H224V55L221 53V52H219L220 50H216V53H214L215 51H213V55H211V56H213V57H215L216 58V56H218L219 57V55H221L220 57H221V59L223 58V56H224V58H226V59H223L224 60V65H223V63H222V65H220V66H222V68H223V71L226 73V74H224V72H223V79L220 81H218L216 78H211L210 80H212V79H214V81H216V82H213L212 81V83H210L209 81H205V83H207V85L204 83V79H205V77L202 75V76H200L199 78H201L202 79V83L204 84V85H202V83L200 84H198L196 81L197 80H195V78H191V77H193V75L195 74H193V72L194 71H192V70H190V71H192V73H190V71L188 72V73H186L185 71H183V72H180L181 70L179 69V71H177L178 70V64H176L175 62H173V63H169L168 65H166V66H170V68L171 67H173V70L172 71H174V74H173V72L170 70V68L168 69V67H167V70L165 69L166 68V66H164V68H163V73L166 71V73H168V74H162V70H160V69H162V68H160V67H157V68H155L156 66V63H155V65H154V61H152V60H154V56H152L150 53H152L153 55H154V53H156L155 54V56H156V58H158V57H160L159 55H160V50H163L164 49V47L163 46H165V44H167L165 41H164V39H163V41L165 42H163V43H161L162 41L161 40H159L158 39V35H157V33L162 29V30H164V28H162L163 26L165 27V29L167 30H164L165 31V33H168V31L170 32V34L173 32V31H176L177 33H175V35H174V33H172L173 35H174V37H173V39L176 37H180V36H177L181 31H183L184 29H183V27L184 28H186V32H187V30H189L188 32L189 33H191V29L189 28L191 25H193L192 23H188L187 24V21L186 20H188V22H191V19L193 18V17H195L194 19H193V23H194V25H195V22L197 23V21H199L197 24H201L200 26H198L197 24L195 25V27L194 28H196V27H198L197 28V30H195V29H193L192 31H196L198 34H199V32L201 33L199 36H197V38H195L196 36L195 35H198V34H195V31L194 32H192L191 33V35L190 34H188L189 36H191V38H193L194 37V39H196V41H200V42H202L203 40H205L204 41V43L203 44H198V42L197 43H195L193 40L194 39H191L190 37H189V39H187V38H185V40L187 39V41H185L184 39H183V37H180V39H181V45L183 44V42H185L183 45L184 46H186V47H188V45H190V44H195V45H197V47H198V45H199V47L202 45V46H204L205 48L204 49H202V50H206V48H207V46L206 45H208V47L211 45V44H209L210 42H211V38L213 37V36H211V35H214V39H217L218 38V35H217V33L219 34V28H217L215 25V22L213 23V21H209V20H205V18H203V16L201 15V13L200 14H198V16L197 17H200L199 19H201L202 21H203V19H204V21L201 23V20H198L197 19V17L196 16H193V17H191L190 19H185V17L184 18H181V17H178L177 16V18H175L174 16H176L177 14H176V12H177V9L181 6L182 8L184 7V4H182V5H179V3H177V2H180V0H177V2H176V0H173V2H174V4H173V2H172V0H170V1H168V2H170V3H168V6L169 5H175L174 7H175V9L176 10H174V11H170L169 9H174V7H166V9H168L167 11H166V9H165V11H162L163 12V14L162 13H159L160 15V18H159V16H153L152 18L150 17V19H149V17L147 16V15H145V13H144V11H147L146 10V8L148 9H150V8H153L154 6H153V4L155 5V3L153 2V4H151V3H149V5H148V2H150V1H154V0H150V1H148L147 0V2H146V0H143V2H142V4L140 3L142 0H136L137 1V3H140V4H138V6H137V3L135 2V0H130L131 2H132V5L131 4H129L130 3V1L129 0H127L128 1V3H126L127 5H124L125 3H123L125 0H123V1H121V0H115V2H114V0L113 1H110V2H113V3H118V5L121 3H123V5H119V8H118V6L116 7V9L115 8H111V3L109 2L108 3ZM167 1V0H166ZM183 1V0H182ZM185 1V0H184ZM190 1H193V0H190ZM196 2H197V0H195ZM202 2L201 3H203V2H207L206 0L204 1V0H201ZM23 2H25V3H23ZM43 2H44V4H43ZM59 2V3H58ZM93 2V3H92ZM163 2H165L164 0H163ZM172 2V3H171ZM188 3H189V0L187 1ZM20 3V4H19ZM23 3V4H22ZM134 3V4H133ZM136 3V4H135ZM187 3V6L189 5V4H191V3H189L188 4ZM42 4V6H40ZM145 4V5H144ZM146 4H147V6H149V7H147L146 6ZM38 5V6H37ZM45 5V6H44ZM101 5V6H100ZM129 5V6H128ZM134 5V6H133ZM137 7H136V6ZM140 5V6H139ZM206 5V4H205ZM205 5H203L202 6V8L203 7H206ZM10 6V7H9ZM35 6V7H34ZM107 6H109V8L107 7ZM152 6V7H151ZM177 6V7H176ZM179 6V7H178ZM186 6V7H187ZM190 6H192V4L191 5H189L188 7L190 8ZM3 7V8H2ZM5 7H7V8H5ZM14 7V8H13ZM43 8L44 7V9H42L43 11H42V13H41V11L39 12V9H37L36 10V8ZM46 7V8H45ZM139 7V8H138ZM142 7H143V9H142ZM145 7V8H144ZM185 7V8H186ZM101 8V9H100ZM105 8V9H104ZM130 8V9H129ZM182 8H179L180 9V12H179V10H178V15L179 14H181V11H184V10H182ZM184 8V9H185ZM46 9V10H45ZM71 9V10H70ZM76 9V10H75ZM90 9V10H89ZM120 9H121V11H120ZM132 9H134V10H132ZM140 9H142V14H144L145 16H142L141 15V10ZM204 9H207V7L206 8H204ZM41 10V9H40ZM67 10V11H66ZM99 10V11H98ZM109 10V11H108ZM136 10V11H135ZM138 10V11H137ZM140 10V11H139ZM18 11V12H17ZM116 11V12H115ZM118 11V12H117ZM131 11L133 12L134 11V13H131ZM168 11H170V12H172V15H174V16H172V18H171V16L169 15V17H168V15H167V13H169ZM186 11V10H185ZM206 11V10H205ZM15 12V13H14ZM17 12V13H16ZM80 12V13H79ZM113 12V13H112ZM129 12H130V14H129ZM136 12V13H135ZM204 12V11H203ZM12 13V14H11ZM72 13V14H71ZM115 13V14H114ZM117 13V14H116ZM124 13V14H123ZM166 13V14H165ZM13 15V16H11V15ZM123 14V15H122ZM133 14H135V15H133ZM137 14V15H136ZM161 14H162V16H161ZM165 14V16L167 15V17H163V15ZM169 14H171V13H169ZM197 15V14H196ZM73 16V17H72ZM75 16V17H74ZM116 16V17H115ZM137 16H139V17H137ZM148 18H147V17ZM88 17V18H87ZM97 17H99V18H97ZM114 17V18H113ZM145 17H146V19H145ZM154 17H156L155 19H154ZM15 18V19H14ZM108 18V19H107ZM118 18V19H117ZM142 18V19H141ZM162 18V19H161ZM164 18V19H163ZM167 18V19H166ZM171 18V19H170ZM173 18H175V20H176V23H174L175 25H173V24H170V26L169 25H167L168 23L167 22H169V23H173V22H170L169 20H173ZM179 18H181V21H183V22H186V23H183V24H181L182 22H179L180 21V19ZM203 18V19H202ZM134 19H135V21H134ZM150 21H148V20ZM152 19H153V22H152ZM169 19V20H168ZM177 19H179L178 21H177ZM197 19V21H195ZM105 20V21H104ZM113 20V21H112ZM122 22H121V21ZM131 20H132V22H131ZM141 22H140V21ZM145 20V21H144ZM147 20V21H146ZM166 21V20H168L166 23V26H165V22L164 21ZM175 20H174V22H175ZM190 20V21H189ZM65 21H67L66 23H65ZM208 21L210 22V23H208ZM134 22V23H133ZM150 24H149V23ZM159 22V23H158ZM160 22L162 23V24H160ZM204 22H206V24L204 23ZM64 23V24H63ZM80 23V24H79ZM105 23V24H104ZM110 23H112V24H110ZM114 23V24H113ZM117 23V24H116ZM125 24V25H123V24ZM136 23V24H135ZM143 23V24H142ZM152 23V24H151ZM164 23V24H163ZM178 23V24H177ZM203 23H204V26H202L203 25ZM208 23V24H207ZM211 23H213L214 24V26L212 27V25L211 26H209ZM77 24V25H76ZM137 24H139V25H137ZM141 24V25H140ZM146 24V25H145ZM177 24V25H176ZM69 25V26H68ZM87 25V26H86ZM103 25V26H102ZM153 25V26H152ZM161 25H162V27H161ZM171 25H172V27H174V29L173 28H171ZM180 25V26H179ZM183 25H185V26H183ZM186 25H187V27H186ZM190 25V26H189ZM208 26V27H211L210 28V31H207V30H205L204 31V34H202V30H204V27L205 26ZM66 26V27H65ZM93 26V27H92ZM107 26V27H106ZM137 26V27H136ZM178 26V27H177ZM183 26V27H182ZM207 26H206V28H207ZM103 27V28H102ZM142 27H143V29H142ZM150 27V28H149ZM152 27V28H151ZM173 30H171L170 28ZM176 27H177V29L178 28H180L181 27V29H180V32L179 31H177V29H176ZM203 29H202V28ZM216 27V30L215 29H212V28H215ZM109 28V29H108ZM137 28V29H136ZM141 28V29H140ZM148 28V30H149V32L146 30V29ZM153 28H155V29H153ZM202 29V30H199V29ZM90 29V30H89ZM98 29V30H97ZM135 31H134V30ZM140 29V30H139ZM151 29H152V31H151ZM183 29V30H182ZM129 32H128V31ZM172 32H171V31ZM179 30V29H178ZM218 30V31H217ZM137 31V32H136ZM138 31H140V33L138 32ZM142 31H144L143 33H146L145 31H147V33H148V35L150 36H148L147 34H145V36H147V37H142V41H141V32ZM202 31V32H201ZM216 31V32H215ZM25 32V33H24ZM30 32V33H29ZM86 32V33H85ZM122 32V33H121ZM125 32V33H124ZM151 32V33H150ZM212 32H213V34H212ZM215 32V33H214ZM22 33H24V35L22 34ZM134 33V34H133ZM136 33V34H135ZM142 33V35H144ZM154 33H155V35H154ZM160 33V32H159ZM195 34V35H192V34ZM205 33H206V35H205ZM211 33V34H210ZM5 34V35H4ZM21 34H22V36H21ZM28 35V36H26V35ZM103 34V35H102ZM139 34H140V36H139ZM152 34H153V38H152ZM216 34V35H215ZM109 35V36H108ZM167 35V34H166ZM173 35H171V37L173 36ZM205 36L204 38L202 37V36ZM136 36V37H135ZM168 36H169V33H168ZM207 36H209V38L207 37ZM9 37V38H8ZM19 37H20V39H19ZM80 37V38H79ZM134 37V38H133ZM198 37H200V39L198 40ZM203 39H202V38ZM6 38V39H5ZM10 38H11V40H10ZM24 40V41H22V39ZM29 38V39H28ZM144 38V39H143ZM157 38V39H156ZM175 38V39H176ZM206 38V39H205ZM213 38H212V40H213ZM15 39V40H14ZM17 39H19L20 40V42H19V40H17ZM140 39V40H139ZM148 39V40H147ZM154 39H155V41H154ZM167 39V38H166ZM165 39V40H166ZM193 41V42H190V43H188L187 44V42H189V41H191V40ZM210 39V41H208L207 43H205L207 40H209ZM9 40V41H8ZM18 41V45H17V41ZM146 40V41H145ZM152 40V41H151ZM157 40V41H156ZM168 40V39H167ZM166 40V41H167ZM182 40H184V41H182ZM189 40V41H188ZM121 41V42H120ZM155 43H154V42ZM22 42V43H21ZM26 42V44L28 45V47L30 48H24V47H26L27 45H25L24 43ZM5 43V44H4ZM88 43V44H87ZM160 45H158V44ZM25 46H24V45ZM145 44V45H144ZM152 44V45H151ZM156 44V45H155ZM163 44V45H162ZM3 45H5L4 47H2ZM22 45H23V47H22ZM46 45V46H45ZM140 45V46H139ZM142 45V46H141ZM14 46V47H15ZM144 46H145V48H144ZM153 46V47H152ZM156 46V47H155ZM162 46V47H161ZM21 47V48H20ZM59 47V48H58ZM82 47V48H81ZM136 47V48H135ZM142 47V48H141ZM150 49H149V48ZM152 47V48H151ZM190 47H191V45H190ZM189 47V48H190ZM198 47V48H199ZM134 48V49H133ZM201 48H203V47H201ZM200 48V49H201ZM16 49V48H15ZM139 49V50H138ZM154 49V50H153ZM158 49H160V50H158ZM200 49H198V50H200ZM23 50V51H22ZM44 50V51H43ZM62 50V51H61ZM141 50V51H140ZM149 50V51H148ZM154 51V52H152V51ZM116 51V52H115ZM127 51V52H126ZM151 51V52H150ZM156 51H158V53H159V55H158V53L156 52ZM160 51V52H159ZM30 52V51H29ZM141 52V56L142 57H140L141 58V60H140V58H138V61L137 62H135L134 60H135V56H137V54L138 55H140L139 53ZM217 52H219V53H221V54H217ZM24 53V52H23ZM42 53H43V55L44 56H42ZM121 54V55H120ZM134 54H135V56H134ZM146 54V55H145ZM149 54V55H148ZM215 54H217V55H215ZM111 55V56H110ZM115 55V56H114ZM125 55V56H124ZM152 57H154V58H152ZM215 55V56H214ZM223 55V56H222ZM47 56V57H46ZM49 56V57H48ZM121 56V57H120ZM47 59H49V58H51L52 57V60L49 62L48 60H47V63L49 62V64H46V62H44L45 61V59L46 58ZM108 57H110V58H108ZM128 57V58H127ZM131 57V58H130ZM205 57H207V56H205ZM209 57L210 56H208L207 57V59H209ZM218 57L215 59L216 61H217V59H218ZM219 57V58H220ZM125 58H127V59H125ZM152 58V59H151ZM2 59V60H1ZM42 59V60H41ZM77 59V60H76ZM96 59V60H95ZM130 59V60H129ZM144 59V60H143ZM214 59L213 58H210V60L211 61H213V63L215 62L214 61ZM227 59H228V64H227ZM16 60H18V61H16ZM98 60V61H97ZM125 60V61H124ZM132 60V61H131ZM140 60V61H139ZM146 60V61H145ZM150 60V61H149ZM230 60V61H229ZM3 61H5V60H3ZM22 61V62H21ZM41 61V62H40ZM43 61V62H42ZM109 61H111V63L112 64H114V65H111V63L109 62ZM119 61V62H118ZM16 62H18V63H16ZM82 62V63H81ZM107 62V63H106ZM124 62V63H123ZM131 62V63H130ZM134 62L136 63V65H134ZM143 62H147V63H143ZM148 62L149 63H151V64H148ZM208 62H209V60H208ZM218 62V64H220L219 63V60L217 61ZM230 62V63H229ZM92 63V64H91ZM94 63V64H93ZM96 63V64H95ZM105 63V64H104ZM133 63V64H132ZM139 63V64H138ZM143 63V64H142ZM226 63V64H225ZM232 63H233V61H232ZM73 64V65H72ZM172 64V65H171ZM209 64H212V62L210 63H208V66H209ZM7 65V66H6ZM12 65V66H11ZM92 65V66H91ZM94 65H95V67H94ZM110 65V67H107V66H109ZM132 65H134V67L132 66ZM140 65H142V66H140ZM148 65V66H147ZM174 65L177 67H174ZM230 65H231V67H230ZM5 66V67H4ZM11 66V67H10ZM80 66V67H79ZM91 66V67H90ZM116 68H114V67ZM122 66V67H121ZM126 66V67H125ZM140 66V67H139ZM157 66H159V65H157ZM228 67V70H225L224 68H226L227 69V67ZM28 67V66H27ZM42 69H41V68ZM46 67V68H45ZM70 67V68H69ZM74 69H73V68ZM138 67V68H137ZM142 67V68H141ZM163 67V66H162ZM8 68V69H7ZM25 68V69H24ZM77 68V69H76ZM83 68V69H82ZM86 68H87V70H86ZM105 68V69H104ZM106 68H107V71H106ZM159 68V69H158ZM174 68H176L175 70H174ZM234 70L233 72L232 71H229V69L230 70H232V69ZM14 70V71H12V70ZM22 69V70H21ZM44 69H45V71H44ZM99 69H101V70H99ZM103 69H104V71H103ZM114 69V70H113ZM147 69V70H146ZM156 69V70H155ZM158 69V70H157ZM9 70V71H8ZM12 72H11V71ZM62 70V71H61ZM64 70V71H63ZM80 72H79V71ZM83 70V71H82ZM86 70V71H85ZM146 70V71H145ZM152 70V71H151ZM168 70H170V71H168ZM34 71H32L31 70V74H32V72H34ZM81 71H82V73H81ZM115 71V72H114ZM117 71H118V73H117ZM155 71V72H154ZM158 71V72H157ZM160 71V72H159ZM168 71V72H167ZM229 73H228V72ZM11 73V74H8V73ZM14 72H16V73H14ZM69 72L71 73V74H69ZM74 72V73H73ZM76 72V73H75ZM91 72V73H90ZM142 72V73H141ZM144 72V73H143ZM149 72H151V73H149ZM155 73V75H154V73ZM172 73V75H170L169 76V74L170 73ZM176 72V73H175ZM202 72V71H201ZM232 72V73H231ZM3 73V74H2ZM13 73V74H12ZM65 73H67V74H65ZM80 73V74H79ZM110 73V74H109ZM114 73V74H113ZM138 73V74H137ZM146 73V74H145ZM179 73L181 74H183L182 76H177V75H179ZM184 73H186V74H184ZM233 74V75H231V76H234V77H231L229 74ZM50 74V75H49ZM76 74H79V75H76ZM83 74H84V76H83ZM104 74V75H103ZM152 74V75H151ZM157 74V75H156ZM163 75V76H160V75ZM193 74V75H192ZM201 74V73H200ZM202 74H205L204 72L202 73ZM228 74V75H227ZM236 74V75H235ZM13 75V76H12ZM37 75V76H36ZM41 75H39V77L41 76ZM62 75V76H61ZM76 75V76H75ZM87 76H89L88 74H86ZM128 75V76H129ZM136 75V76H135ZM141 75V77H139V76ZM166 77H165V76ZM225 75V76H224ZM28 76V77H27ZM83 76V77H82ZM87 76H86V78H87ZM94 76H93V78H94ZM113 78H112V77ZM124 76H125V79H124ZM145 76V77H144ZM158 76V77H157ZM168 76V77H167ZM184 76H186V78L184 77ZM189 76V77H188ZM231 78H230V77ZM80 77V78H79ZM116 77V80H114V78ZM118 77V78H117ZM142 77H144L143 79H142ZM154 77V78H153ZM224 77H226V79L228 80H225V78ZM228 77H229V79H228ZM65 78V79H64ZM75 78V79H74ZM77 78V79H76ZM120 78H121V81H119L120 80ZM122 78H123V80H122ZM153 78V79H152ZM160 78V79H159ZM164 78V79H163ZM165 78H167V79H165ZM170 78V82L168 81V79ZM171 78H172V80H171ZM173 78H177V80H174ZM184 78H185V81H183L184 80ZM188 78V79H187ZM204 78V79H203ZM163 79V81H161ZM180 79H183V80H181L180 81ZM191 79V80H190ZM230 79H231V84H233V85H231L230 84ZM9 80H11V81H9ZM27 80V81H26ZM59 80V81H58ZM111 80V81H110ZM145 80L147 81V82H145ZM153 81V82H151V81ZM155 80V81H154ZM164 80H167V82L166 81H164ZM190 81V82H195V83H197V84H193V83H191V84H193V85H191L190 84V82H189V84L187 83V81ZM193 80V81H192ZM224 80V81H223ZM42 81V80H41ZM41 81L39 82V84L41 85H39L41 88H43V86L45 87V83H43L42 82V84H41ZM67 81H69L68 83H67ZM73 81V82H72ZM80 81V82H79ZM99 81H101V82H99ZM107 81H109V82H107ZM172 81V82H171ZM233 81H235V79L233 80ZM23 82H24V84H23ZM28 83V88H26L25 89V87H27V83ZM46 82V81H45ZM62 82H64V84L62 83ZM76 82V83H75ZM112 82H114V83H112ZM117 82V83H116ZM142 82H144V83H142ZM148 82H151V83H148ZM161 82H162V84H164L165 82H166V85L164 84L163 86H162V84H161ZM164 82V83H163ZM173 82H175L174 84H171V83H173ZM178 82V83H177ZM181 82H183V84H186V88H187V86L189 87V85H190V87L188 88V89H186L185 88V85L183 86H181ZM185 82V83H184ZM228 82H229V84H228ZM17 83V84H16ZM26 83V84H25ZM38 83V82H37ZM37 83L36 84H34V83H32V84H34V85H32V88H34L35 87V85L37 86ZM85 85H84V84ZM100 83V84H99ZM122 83V84H121ZM171 85H170V84ZM177 83V84H176ZM22 84V85H21ZM81 84V85H80ZM83 84V85H82ZM114 84H116V85H114ZM143 84H144V86H143ZM161 84V85H160ZM169 84V85H168ZM188 84V85H187ZM209 84V85H208ZM25 85V86H24ZM88 85V86H87ZM100 85V86H99ZM168 85V86H167ZM174 85H180L181 86V88H180V86L177 88L176 86H174ZM197 85V86H196ZM228 85H230V87L228 86ZM235 85H237L236 87H238V88H235ZM239 85L240 86H242V87H239ZM34 86V87H33ZM38 86V87H39ZM80 86H82V88L80 87ZM233 86V87H232ZM9 87V88H8ZM39 87V88H40ZM58 87V86H57ZM69 87V88H70ZM113 89H112V88ZM122 87H123V89H122ZM140 87V88H139ZM145 87V88H144ZM150 87V86H149ZM155 87V88H154ZM174 87H176L178 90H175L174 89ZM182 87H184V88H182ZM226 87L228 88L227 90H226ZM23 88V89H22ZM90 88H91V91H90ZM190 88H192L191 90L193 91V94L191 93L192 91L190 90ZM211 89H213L212 87H210ZM207 89V92H208V90H211V89ZM231 88V89H230ZM28 89V90H27ZM30 89V90H29ZM83 89H86V90H83ZM110 89H111V91H110ZM122 89V90H121ZM148 89V90H149ZM166 89V90H165ZM172 89H174V90H172ZM242 89V90H241ZM169 90V91H168ZM179 90H181L180 92H179ZM190 90V91H189ZM241 90V91H240ZM16 91V92H15ZM19 91V92H18ZM21 91V92H20ZM79 91V92H80ZM114 91V90H113ZM143 91V92H144ZM161 91H163V92H161ZM173 91V92H172ZM189 93H188V92ZM234 91H233V93H234ZM235 91V92H236ZM108 94H107V93ZM117 92V91H116ZM158 92H160V93H158ZM170 94V93H174L173 94V96H172V94H168V93ZM240 92V93H239ZM83 93V94H82ZM149 93V94H150ZM164 93V94H165ZM181 93H180V95H181ZM187 93H188V95H187ZM191 93V94H190ZM210 94H211V91L209 92ZM226 94V95H225ZM246 94V93H245ZM104 95V97L103 98H101L102 96ZM105 95H107V96H105ZM160 95V96H159ZM168 95H169V97H168ZM178 95V97H175V98H179L178 100L181 102V99L183 98H181V96L179 95V94H177ZM176 95V96H177ZM171 96V97H170ZM180 96V97H179ZM226 96H228V97H226ZM61 97L62 96H60V99H61ZM84 97H82V99L84 98ZM105 97H106V99H105ZM108 97V98H107ZM111 97V98H110ZM164 97H165V99H164ZM166 97H167V99H166ZM173 97V98H172ZM193 97V96H192ZM232 97V98H231ZM98 98V99H97ZM181 98V99H180ZM185 98H183V100L185 101L186 99ZM59 99V98H58ZM63 99V98H62ZM62 99L60 100V103H61V101H62ZM66 99H68V101L66 100ZM81 98H80V100H82ZM107 99H109L108 101H112V102H110V104H109V102L108 103H106V101H107ZM243 99V100H242ZM244 99H246V100H248L247 102H245V100ZM250 99V100H249ZM49 100V99H48ZM64 100V99H63ZM153 100H155V101H153ZM167 101V103H166V101ZM192 100V99H191ZM197 100V99H196ZM10 101V102H9ZM50 101V100H49ZM59 101V100H58ZM69 101H72V102H69ZM76 101V102H75ZM88 101H90L89 102V104H88ZM102 101V102H101ZM149 101V102H150ZM187 101V100H186ZM187 101V102H188ZM17 102V103H16ZM75 102V103H74ZM93 102V103H92ZM187 102H182V104H181V107H179V108H181V109H179V110H177L175 113H177L178 114V112H179V114H182V113H186V112H188L189 111V109L190 108H187L188 106H190V105H188V103ZM20 103V104H19ZM74 103V104H73ZM78 103H80L81 105H83V106H85L86 104V106L82 109V108H80V106L81 105H77ZM86 103V104H85ZM92 104V106H90L91 104ZM148 103V102H147ZM185 103H187V104H185ZM245 103V104H244ZM246 103H248V104H246ZM250 103V104H249ZM18 104H19V106H21L22 107V109H21V107L18 109L17 107H18ZM100 104V105H99ZM170 104V105H169ZM185 104V105H184ZM61 105V104H60ZM67 105H65V106H67ZM242 105V106H241ZM243 105H245V106H243ZM250 107H249V106ZM59 106V105H58ZM57 106V107H58ZM82 106V107H83ZM87 106H88V108H87ZM248 106V107H247ZM92 107H93V109H92ZM95 107V108H94ZM118 107V108H117ZM157 108H159L160 107V103H159V105H157L156 106ZM168 107V108H167ZM186 107V108H185ZM191 107V106H190ZM193 107V108H192ZM191 107V109H190V115H189V117L190 118H194L196 115V113L193 115V113L195 112V108H194V106H192ZM237 107V108H236ZM243 109H242V108ZM245 107V108H244ZM247 107V108H246ZM68 108V107H67ZM66 108V109H67ZM98 108V109H97ZM156 108V109H157ZM69 109V108H68ZM71 109H70V111H71ZM92 109V110H91ZM182 109H187V110H183L182 111ZM75 110H73V111H75ZM77 110V111H78ZM84 110V111H85ZM97 110H99V114H101V116L98 114V117H97ZM192 110H194V111H192ZM250 110H251V108H250ZM17 111V112H16ZM78 111V112H79ZM93 111H95V113H96V116L94 115L95 113H93ZM182 111V112H181ZM185 111V112H184ZM230 111V112H229ZM229 111L227 110V113H226V111H225V113H226V117L228 118V116L230 117L231 115H235L236 113H234V110L233 109H229ZM232 111V112H231ZM240 110H239V112L240 113H242ZM102 112V113H101ZM161 112V113H160ZM163 112H164V116H162L163 115ZM69 113V112H68ZM76 112H74V114H75ZM162 114V115H160V114ZM223 113V112H222ZM229 113V114H228ZM232 113H234V114H232ZM61 114V113H60ZM71 114H73V113H71ZM92 116H91V115ZM188 114V113H187ZM192 114V115H191ZM86 115V116H87ZM157 115H158V117H159V115H160V118H157ZM184 115H186V114H184ZM62 117L64 116V115H61ZM85 116V117H86ZM89 116H87V118H89ZM100 116V117H99ZM97 117V118H96ZM94 118V119H93ZM220 118H221V116H220ZM159 119H160V121H159ZM162 119V120H161ZM95 120V121H94ZM164 120V121H163ZM221 120H223V118H221ZM220 120V121H221ZM28 122H29V125H30V127H27V124H28ZM165 122V123H164ZM222 122V121H221ZM168 124V125H167ZM223 124V123H222ZM169 125H170V127H169ZM97 126V127H96ZM167 127L170 129V131H169V129H167ZM5 128V129H4ZM100 130V132H99V130ZM164 129V130H165ZM97 131H98V133H97ZM102 131V132H101ZM105 131V132H104ZM25 132H27V133H25ZM106 133V135L107 136H109V137H107V136H103V135H105L104 133ZM109 134H108V133ZM170 132V133H169ZM102 134V135H101ZM110 134H111V136H110ZM122 136V137H121ZM104 137V138H103ZM125 139V140H124ZM109 140V141H108ZM127 140V141H126ZM106 142V143H105ZM108 142V143H107ZM140 142V141H139ZM93 145V147H92V145ZM96 147H95V146ZM43 148H42V147ZM65 147V146H64ZM63 147V148H64ZM122 147V148H121ZM142 147H144V149L146 150V151H144L143 153H141L140 154V152L141 151H143L144 149L142 148ZM69 148V149H68ZM113 148V149H112ZM141 148H142V150H141ZM29 149V150H28ZM37 150V152H34V151H36ZM67 149V150H66ZM28 150V151H27ZM70 150V151H69ZM153 150H151L150 152H152ZM33 151V152H32ZM62 151V150H61ZM64 151H62V153L64 152ZM75 152H78V153H75ZM145 152L148 154H146L145 155ZM53 153V154H52ZM56 153V154H55ZM46 155V157H48L49 159H51V160H49L48 158H45V155ZM50 154H52L51 156V158L49 157L50 156ZM55 154V155H54ZM48 155V156H47ZM58 155V157H56ZM140 155V156H139ZM60 156H62V158L60 157ZM64 156V157H63ZM65 156H66V158H65ZM143 158H142V157ZM146 156H148V157H150L149 159H146ZM21 157V158H20ZM144 157H145V159H144ZM147 157V158H148ZM56 158H58V159H56ZM66 159V160H63V159ZM155 158V157H154ZM5 159V160H4ZM137 159H139V160H137ZM140 159H142L141 160V162H140ZM68 160V161H67ZM64 161H67V162H64ZM148 161V162H147ZM147 162V163H146ZM145 163V166H143V164ZM142 164V165H141ZM146 164H148V165H146ZM153 164H155V163H153ZM150 165V166H149ZM138 166H140V167H138ZM145 167V168H144ZM142 168V169H141ZM117 169V170H116ZM141 169V170H140ZM146 170V171H143V170ZM155 169V170H154ZM139 170V171H138ZM148 170H150V171H148ZM142 172V173H141ZM22 174H23V176H22ZM27 174V175H26ZM42 174V175H41ZM44 174V175H43ZM134 174V175H133ZM138 175V176H137ZM143 175V176H142ZM23 177H25V179H23ZM27 177V178H26ZM52 177V178H51ZM18 178V179H17ZM45 178V179H44ZM141 178H143L142 179V181H141ZM155 178V177H154ZM176 178V179H175ZM55 179V180H54ZM145 179V180H146ZM174 179V180H173ZM21 181V182H19V181ZM169 182H168V181ZM141 181V182H140ZM147 181V180H146ZM15 182V183H14ZM104 182V183H103ZM125 182V183H124ZM129 182V183H128ZM131 182V183H130ZM143 183L142 184V186L140 187V186H137V190L134 188V186H136V185H134V184H136V183H138L139 185H141L140 183ZM166 182V183H165ZM168 182V183H167ZM170 182H171V184H170ZM41 183V184H40ZM153 183V184H152ZM164 183L166 184V187H165V185H164ZM32 184V185H31ZM137 184V185H138ZM171 185V186H168L169 187V189H170V192H169V190H167V185ZM38 185V186H37ZM50 185V186H49ZM103 185V186H102ZM144 185V186H143ZM152 185V186H151ZM58 186V187H57ZM84 186V187H83ZM125 186V187H124ZM161 186L163 187L162 189H161ZM32 187V188H31ZM38 187V188H37ZM53 187V188H52ZM107 188V189H106ZM133 188H134V190L136 191H134L133 190ZM138 188H139V190H138ZM140 188H142L143 190H141ZM173 188V189H172ZM50 189V190H49ZM79 189H80V191H79ZM159 189L160 190H162V191H159ZM34 190V191H33ZM63 190V191H62ZM130 192H128V191ZM157 191V195L156 194H154L155 193V191ZM167 190V191H166ZM80 193H79V192ZM100 193H99V192ZM132 191V192H131ZM142 191V192H141ZM154 191V192H153ZM160 193H159V192ZM163 191H166L167 193H165L164 194V192ZM17 192H19V193H17ZM120 192H121V194H120ZM126 192H127V194H126ZM134 192V193H133ZM139 192V193H138ZM151 192V193H150ZM169 192V193H168ZM178 192H179V190H178ZM13 193V194H12ZM94 193V194H93ZM124 193V194H123ZM142 193V194H141ZM163 193V194H162ZM5 194H6V196H5ZM9 194V195H8ZM15 194V195H14ZM129 194L131 195V197L129 196ZM140 194V195H139ZM176 193H174L173 195H175ZM11 195V196H10ZM98 195V196H97ZM100 195V196H99ZM156 195V196H155ZM165 195V196H164ZM136 196V197H135ZM139 196V197H138ZM142 196V197H141ZM152 198H151V197ZM162 196V197H161ZM164 196V197H163ZM167 196V197H166ZM13 197V198H12ZM16 197V198H15ZM133 197V198H132ZM171 197H174V196H170V198H169V200H167V203H169L170 204V202L172 201H170V199H171ZM11 198V199H10ZM123 198V199H122ZM136 198H137V201L135 202L134 200H136ZM144 199L143 201L142 200H140V199ZM164 198V199H163ZM167 198V199H166ZM16 199V200H15ZM81 199V200H80ZM139 199V200H138ZM163 199V200H162ZM78 200V201H77ZM161 200H162V202H161ZM165 200V201H164ZM91 201H93L92 203H91ZM119 201H124V203L122 202V205H120L121 203H119ZM147 201H145L146 203H147ZM164 201V202H163ZM168 201H170V202H168ZM145 202H143V203H145ZM161 202V203H160ZM256 202V201H255ZM90 203V204H89ZM167 203H165L166 205H162V206H165V207H163V209L162 208H158V211L161 213V215H165V213L166 212H168V213H170L171 211L170 210H168L169 208H170V206L172 207V205L174 206V204L176 203V207H174V208H176L177 210L175 211V215H173L174 213H171V217H170V215H169V217H168V219H166L167 217H166V215L164 216V218L162 217V216H160L161 218L160 219H166V221L168 222H166L165 224H169V222L171 223L170 224V229H172L173 231H175V230H177V231H175V232H178V233H175V232H173L172 230H169V232L170 231H172V232H166V229H165V233H164V235H163V232H161L160 230H159V232L160 233H158V236H159V234H160V236H162L163 235V237L164 238H166V239H164V240H167L166 242L168 243V244H166V242L165 241H163V237H161V239H160V237L158 238V236H157V234L155 233V234H149V232H148V230L149 229H147V231H142V233L144 232V234H147V232H148V234L151 236V237H149V235H148V237H146L147 235H144V236H142L141 235V238L140 239H142L141 241H143V242H141L140 240V242H141V244H144L145 242H146V244H144L143 245V247L144 246H146L145 248H143L142 249V251L141 252H144V255L141 253V256H139V257H131L130 259H133V262H132V260H128L129 262L128 263H125V264H130V262H132L131 264H133L134 262L136 263V264H138L137 262L139 261V262H141L142 264H150L151 262V259H153L154 257H156V256H154V257H151V256H153V254L155 253V252H153L151 249V253L149 252L150 250H148L149 249V246H150V242H151V244L153 243V242H157V243H160V244H164L165 246H166V248L167 249H171L170 247H171V245H172V242L173 243H175V242H177V240H178V245L177 244H173L172 245V247L174 246L175 248H176V246H179L180 245V243L182 244L183 242L185 243L184 245H189V243H190V241L189 240H187V238L185 237V239H184V236L182 235V233L180 232V230H179V228L177 229V228H175V227H173V222H174V220H176V216H177V211H178V208L181 206V205H183L184 204V207H185V209H188V208H190V203H186V202H184V203H182L181 202V200L180 201H175V203H174V200H173V202L170 204V206H167ZM178 203V204H177ZM257 203V202H256ZM81 204V205H80ZM181 204V205H180ZM185 204H188V205H185ZM15 205V206H14ZM75 205V206H74ZM88 206V208H87V206ZM117 205V206H116ZM122 206V207H120V206ZM178 205H179V207H178ZM23 206V207H22ZM77 206V207H76ZM81 206V207H80ZM84 206V207H83ZM86 206V207H85ZM118 206H119V209H118ZM161 206V207H162ZM186 206H188V208L186 207ZM39 209H38V208ZM168 207V208H167ZM82 210H81V209ZM86 210H85V209ZM111 208V209H110ZM125 208H126V206H125ZM164 208H167L166 209V211L164 212ZM181 208V207H180ZM183 208V207H182ZM75 209H77V210H75ZM79 209V210H78ZM91 209V210H90ZM160 209H162L161 211H160ZM191 209V208H190ZM189 209V210H190ZM30 210V211H29ZM38 210V211H37ZM81 210V211H80ZM83 210H84V212H83ZM87 210H88V212H87ZM125 210V209H124ZM151 211H152V209H150ZM192 210H194V208L192 209ZM74 211V212H73ZM79 211V212H78ZM92 213H91V212ZM114 211V213H113V216H111L112 215V212ZM195 211V210H194ZM193 211V212H194ZM78 212V213H77ZM82 213V215L79 217V214H81ZM108 212H110V213H108ZM145 212H147V211H143V209H142V213H144L145 214V216L147 215ZM164 212V213H163ZM173 212V211H172ZM193 212H192V214H193ZM19 213V214H18ZM77 213V214H76ZM87 215H85V214ZM152 213V212H151ZM168 213H166V214H168ZM194 213H196V212H194ZM37 214H38V216H37ZM109 214H110V216L111 217H109ZM136 214H134V216L133 217H138V216H141V215H136ZM144 214L141 216V217H138V219H140L141 221L143 220L142 218H144L145 220V222H147V223H144V224H146V225H148V223H149V220H147L145 217H144ZM190 214H191V211H190ZM40 215V216H39ZM72 215H76V216H78L79 218H80V220L78 221V223H75L77 226H75V224L74 223H72L71 224V222H72V219H74L73 217L74 216H72ZM187 215L189 216V212L187 213ZM186 215V216H187ZM82 216H84V217H86L85 219L82 217ZM173 216H175L174 218H172ZM192 216V215H191ZM20 217V218H19ZM46 217V218H45ZM102 217V218H101ZM105 217V218H104ZM135 217V219H133V220H136L137 218ZM166 217V218H165ZM44 218V219H43ZM90 218V219H89ZM104 218V219H103ZM111 218V219H110ZM69 219V221H67V220ZM109 219V220H108ZM137 219V220H138ZM169 219H171V220H169ZM182 219V218H181ZM81 220H83V221H81ZM115 220V221H114ZM136 220V221H137ZM140 220H138V221H140ZM161 220V221H162ZM182 220H184V218L182 219ZM82 223H81V222ZM97 221V222H96ZM158 221H160V220H158ZM82 224V226H84V228L81 226V224ZM84 222V223H83ZM87 222V223H86ZM104 222V223H103ZM109 222V223H108ZM135 222V221H134ZM163 222H164V220H163ZM67 223V224H66ZM69 223V224H68ZM90 223V224H89ZM138 223V222H137ZM66 224V225H65ZM70 224H71V226H70ZM74 224V225H73ZM95 224V225H94ZM97 224H98V226H97ZM139 224V227L141 226V228L143 229H145V228H148V226L146 227V225H143V222L141 223V222H139L138 223ZM73 225V226H72ZM100 225V226H99ZM109 225H111V226H109ZM118 225V226H117ZM152 225V224H151ZM80 226V227H79ZM93 226V227H92ZM102 226H103V228H102ZM145 226V227H144ZM149 226H150V223H149ZM63 227V228H62ZM67 227H69V229L67 228ZM81 227H82V230H80L81 229ZM92 227V228H91ZM96 227V228H95ZM20 228V229H19ZM22 228V229H21ZM73 228H77L76 230L75 229H73ZM87 230H86V229ZM97 228L99 229V230H97ZM101 228V229H100ZM109 230H108V229ZM114 228V229H113ZM117 228V229H116ZM85 229V230H84ZM73 230H75V231H73ZM64 231V232H63ZM76 231H78V232H76ZM82 231V232H81ZM96 231V232H95ZM106 231V232H105ZM109 231V232H108ZM163 231V230H162ZM65 233V235H64V237H63V233ZM71 232V234H67V233H70ZM75 232H76V234H75ZM83 232V233H84ZM91 232V231H90ZM114 232V233H113ZM141 232V231H140ZM39 233H42V234H39ZM87 233H89V231L88 232H86L85 234H87ZM166 233H168V234H166ZM174 233H175V235H177V236H175L174 237V240H173V237L172 236H174ZM214 233V232H213ZM60 234V235H59ZM104 234V235H103ZM170 234H172V235H170ZM180 236H179V235ZM40 235V236H39ZM42 235V236H41ZM49 235V236H48ZM67 235V236H66ZM47 236V237H46ZM72 236V237H71ZM157 236V237H156ZM167 236H169V237H167ZM39 237H41V238H39ZM77 237V239L79 240H77V239H74V238H76ZM89 237V236H88ZM144 237V238H143ZM155 237V238H154ZM177 237H178V239H177ZM180 237H183V241H181L182 240V238H180ZM67 238H69V239H67ZM148 238V239H147ZM156 238H158V240H156ZM167 238H169V240H171V238H172V240L171 241H169ZM46 239H47V241H46ZM52 239V240H51ZM145 241H144V240ZM151 239V240H150ZM175 239H177L176 241H175ZM180 239V240H179ZM199 239H200V237H199ZM198 239V241L200 242V241H203L201 244L200 243H198L197 244V248H199L198 250L199 251H203V250H205L204 252H207V250L206 249H210V248H212V245H214L215 243H213L214 241H211L212 243H211V245H210V247H209V244H210V242H208V243H206L205 244V242H204V239L202 240V236H201V239L199 240ZM46 241V242H44V241ZM61 240H62V242H64V243H62L61 242ZM70 240V241H69ZM89 240H91V239H89V238H87V240H85V242L87 241V242H89ZM147 240H149V241H147ZM161 240V241H160ZM81 241V242H80ZM159 241V242H158ZM163 241V242H162ZM175 241V242H174ZM181 241V242H180ZM36 242H38V243H36ZM44 242V243H43ZM68 242L70 243V244H68ZM187 242V243H186ZM48 243V244H47ZM39 244H40V246H39ZM51 244H52V246H51ZM63 246H62V245ZM68 244V245H67ZM75 246H74V245ZM87 244V243H86ZM147 244H149V245H147ZM153 244H155V243H153ZM171 244V245H170ZM202 244H204V246L206 245V248L204 249V248H202V247H199V246H201ZM208 244V245H207ZM42 245V246H41ZM45 245V246H44ZM47 245V246H46ZM48 245H50V246H48ZM60 245V246H59ZM112 245H114V244H112ZM169 245V246H168ZM176 245V246H175ZM39 246V248L38 249H36L37 247ZM71 248H70V247ZM78 248H77V247ZM203 246V245H202ZM215 246V245H214ZM32 247V248H31ZM34 247H36V248H34ZM42 247H44V248H42ZM208 247V248H207ZM50 248V249H49ZM56 248V249H55ZM73 248V249H72ZM74 248H75V250H74ZM80 248V249H79ZM175 248H172L171 250L173 251V249L175 250ZM202 248V249H201ZM51 249H53V250H51ZM83 251H82V250ZM38 250V251H37ZM44 250V251H43ZM64 250V251H63ZM72 251V252H70V251ZM80 250V251H79ZM171 250H168L167 252L169 253V254H171L172 253V251ZM37 251V252H36ZM40 251H41V253H40ZM50 251V252H49ZM52 251V252H51ZM74 251V252H73ZM79 251V252H78ZM82 251V252H81ZM148 251V252H147ZM171 251V252H170ZM201 251V252H202ZM31 252V253H30ZM35 252H36V254H35ZM68 252V253H67ZM70 252V253H69ZM78 252V253H77ZM29 253V254H28ZM65 253H66V255H65ZM77 253V254H76ZM80 253V254H79ZM168 253H167V255H168ZM33 254V255H32ZM43 254V255H42ZM61 256H60V255ZM72 254V255H71ZM76 254V255H75ZM173 254V253H172ZM171 254V255H172ZM41 255V256H40ZM48 255V256H47ZM53 255H55V256H53ZM57 255V256H56ZM148 255H151V256H148ZM171 255H168V256H166V258H164V259H162V260H159L160 258H154V259H157L155 262H154V264H171V261L170 260H172V262L173 263H175V264H178V263H182V261H180L181 259L178 257L177 259H178V263H176V262H174V261H176L177 259H176V257H174V258H172V256ZM202 255H203V258H204V253L202 252ZM29 256V257H28ZM32 256H37V258H35V257H32ZM82 257V259L80 260H78V258H81ZM84 256V255H83ZM171 256V257H170ZM179 256V255H178ZM39 257V258H38ZM46 257H48L47 259H46ZM60 257V258H59ZM67 257V258H66ZM141 257V258H140ZM146 257V258H145ZM151 257V258H150ZM169 257V258H168ZM195 257V256H194ZM193 257V258H194ZM27 258V259H26ZM51 258V259H50ZM61 258H62V260H61ZM77 258V259H76ZM135 258H136V260H135ZM138 258V259H137ZM196 258H197V260H196ZM200 258V257H199ZM199 258L198 257H195V260L193 261L194 262V264H198V262L197 261H199V264H200V260H199ZM27 261H26V260ZM34 259V260H33ZM103 259L104 258H102L101 259V261H99L100 262V264H101V262H102V264H103ZM143 259V260H142ZM149 259H150V261H149ZM173 259H175V260H173ZM39 260V261H38ZM51 260V261H50ZM59 260L61 261V262H59ZM105 260V259H104ZM142 260V261H141ZM147 260L149 261V262H147ZM159 260V261H158ZM165 260V261H164ZM168 262H167V261ZM207 260H209V259H207ZM56 263H55V262ZM83 261V260H82ZM81 261V262H82ZM159 263H158V262ZM196 261V262H195ZM39 262V263H38ZM48 262V263H47ZM68 262H66V264H69ZM108 262V261H107ZM170 262V263H169ZM78 263H76V264H78ZM104 263H106V261L104 262ZM134 263V264H135ZM172 263V264H173ZM208 263H210V264H212L213 263V260H211L210 262L208 261ZM207 263V264H208ZM70 264H71V262H70ZM106 264H108V263H106ZM140 264V263H139Z\"/></svg>",
	"mask_w": 264,
	"mask_h": 264
}]
</instances>
